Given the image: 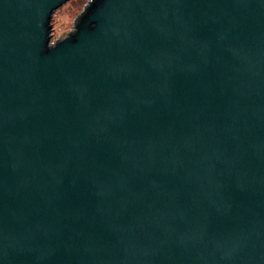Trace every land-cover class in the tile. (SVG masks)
<instances>
[{
  "label": "water",
  "instance_id": "95a60500",
  "mask_svg": "<svg viewBox=\"0 0 264 264\" xmlns=\"http://www.w3.org/2000/svg\"><path fill=\"white\" fill-rule=\"evenodd\" d=\"M0 0V264H264V0Z\"/></svg>",
  "mask_w": 264,
  "mask_h": 264
},
{
  "label": "rangeland",
  "instance_id": "374dc122",
  "mask_svg": "<svg viewBox=\"0 0 264 264\" xmlns=\"http://www.w3.org/2000/svg\"><path fill=\"white\" fill-rule=\"evenodd\" d=\"M90 0H69L54 11L50 27L51 44L66 39L76 30L75 20L84 12Z\"/></svg>",
  "mask_w": 264,
  "mask_h": 264
},
{
  "label": "trees",
  "instance_id": "16d2710c",
  "mask_svg": "<svg viewBox=\"0 0 264 264\" xmlns=\"http://www.w3.org/2000/svg\"><path fill=\"white\" fill-rule=\"evenodd\" d=\"M94 0H91V3L93 2Z\"/></svg>",
  "mask_w": 264,
  "mask_h": 264
}]
</instances>
